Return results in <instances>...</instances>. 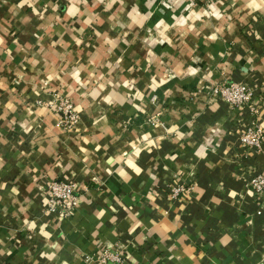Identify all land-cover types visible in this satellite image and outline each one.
<instances>
[{
  "label": "crops",
  "instance_id": "0c3cea01",
  "mask_svg": "<svg viewBox=\"0 0 264 264\" xmlns=\"http://www.w3.org/2000/svg\"><path fill=\"white\" fill-rule=\"evenodd\" d=\"M225 82L257 113L214 98ZM256 122L264 0H0V264H264ZM55 181L82 187L70 219Z\"/></svg>",
  "mask_w": 264,
  "mask_h": 264
},
{
  "label": "built area",
  "instance_id": "2783aa9c",
  "mask_svg": "<svg viewBox=\"0 0 264 264\" xmlns=\"http://www.w3.org/2000/svg\"><path fill=\"white\" fill-rule=\"evenodd\" d=\"M219 0H208L213 5ZM214 98L226 101L235 109L250 108L257 113L256 105L253 102L255 91L247 85L233 83H221L211 88ZM51 110L60 116V124L66 131L73 130L80 121V115L75 103L66 97H57L52 103H48ZM240 142L246 151L247 157L257 155L264 148V128L259 122L249 126L240 136ZM80 185L72 181H55L51 183L49 190L48 211L58 214L62 219L73 217L79 205L81 197ZM250 189L258 198L264 197V173L255 175L250 181ZM191 188L184 185L171 187V196L176 199L184 193H190ZM108 260L120 262L119 256L106 254L102 257V263L107 264Z\"/></svg>",
  "mask_w": 264,
  "mask_h": 264
}]
</instances>
